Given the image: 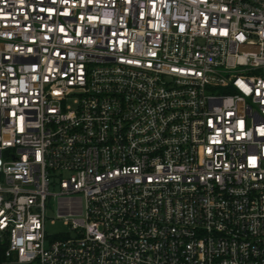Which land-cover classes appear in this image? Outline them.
I'll use <instances>...</instances> for the list:
<instances>
[{"label":"built area","instance_id":"obj_1","mask_svg":"<svg viewBox=\"0 0 264 264\" xmlns=\"http://www.w3.org/2000/svg\"><path fill=\"white\" fill-rule=\"evenodd\" d=\"M1 243L264 264V0H0Z\"/></svg>","mask_w":264,"mask_h":264},{"label":"rangeland","instance_id":"obj_2","mask_svg":"<svg viewBox=\"0 0 264 264\" xmlns=\"http://www.w3.org/2000/svg\"><path fill=\"white\" fill-rule=\"evenodd\" d=\"M51 189L55 190L56 187L51 186ZM46 219H45V227L47 233L52 237H56L65 233H68L70 230V226L65 223V218L57 215V211L55 210V203L47 201L46 204ZM54 219V221H51Z\"/></svg>","mask_w":264,"mask_h":264},{"label":"trees","instance_id":"obj_3","mask_svg":"<svg viewBox=\"0 0 264 264\" xmlns=\"http://www.w3.org/2000/svg\"><path fill=\"white\" fill-rule=\"evenodd\" d=\"M4 245L1 243L0 244V257H1V255H2V252H3V250H4Z\"/></svg>","mask_w":264,"mask_h":264}]
</instances>
